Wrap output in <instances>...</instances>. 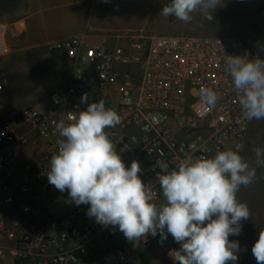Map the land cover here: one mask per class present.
I'll list each match as a JSON object with an SVG mask.
<instances>
[{
  "label": "built area",
  "instance_id": "1",
  "mask_svg": "<svg viewBox=\"0 0 264 264\" xmlns=\"http://www.w3.org/2000/svg\"><path fill=\"white\" fill-rule=\"evenodd\" d=\"M20 34L16 23L0 22V59L11 53L9 38ZM64 51L68 58L67 89L53 97L48 112L34 107L19 109L9 107L1 101L3 85L0 82V176L12 177L17 169V151L12 155L5 150L19 141L15 131L17 123H25L38 131L48 143L43 153L44 164L41 174L50 171L51 157L57 153L55 125L60 120L69 122L86 107L81 96L88 94V101L97 102L103 98L106 108L115 110L121 123L107 129L116 150L126 149L129 167L133 160L140 163L142 181L154 193V201L163 202L157 181L160 168L157 161L165 162L169 170L176 167L185 157L211 158L218 151L234 150L239 155L247 145L252 120L242 114L238 103L239 94L225 70L226 55H247L264 58L255 53L239 37L218 35H152L144 30H124L102 36L93 42L81 35L71 36L54 47ZM204 85L213 88L219 100L208 110L199 103V89ZM78 100L80 102H78ZM135 128L141 136L131 133ZM239 146V147H238ZM11 186L2 184L0 209L13 204L9 194ZM17 191L28 194L31 191L30 176L22 179ZM89 205H76L68 217L53 216L49 208L26 206L32 224L28 231L21 230L17 222L8 225L0 217V234L21 243L33 244L40 241L44 248L48 227L61 231L63 241H71L82 233L89 235L82 244V253H92L100 248L95 238L96 231L104 230L103 241L109 243L123 234L118 226H102L94 221L81 229L77 219L84 215ZM166 231V230H165ZM161 239L148 235L138 243L125 239L119 245L102 247L100 258H93L90 264H146L145 255ZM165 260L162 264H174L170 253L179 250L171 234L167 235ZM46 248V247H45ZM6 250L0 247V256ZM21 261L43 260L46 264H75L79 253L60 248L54 254L42 249L39 255L19 249L8 250Z\"/></svg>",
  "mask_w": 264,
  "mask_h": 264
},
{
  "label": "clouds",
  "instance_id": "2",
  "mask_svg": "<svg viewBox=\"0 0 264 264\" xmlns=\"http://www.w3.org/2000/svg\"><path fill=\"white\" fill-rule=\"evenodd\" d=\"M107 2V0H105ZM223 0H170L159 15L185 23L199 11L209 22ZM264 50V46H262ZM225 70L239 94L238 103L245 119H264V58L226 55ZM219 96L210 87L199 89V103L211 110ZM85 110L75 112L69 121L55 125L58 151L51 157L49 184L68 195L76 205H89L87 215L102 226H118L125 238L138 243L148 235L171 234L180 245L170 253L174 264H228L236 262L240 245L229 236H239L242 221L250 217L248 206L237 200L241 186L255 178V168L239 151H218L208 158L185 157L171 170L157 161V181L163 202L154 201V193L140 175L137 160L126 167L106 131L121 123L119 114L106 108L103 98L89 102L81 96ZM239 147V146H238ZM257 163L264 164V149L256 148ZM166 230V231H165ZM257 264H264V229L252 247Z\"/></svg>",
  "mask_w": 264,
  "mask_h": 264
},
{
  "label": "crops",
  "instance_id": "3",
  "mask_svg": "<svg viewBox=\"0 0 264 264\" xmlns=\"http://www.w3.org/2000/svg\"><path fill=\"white\" fill-rule=\"evenodd\" d=\"M248 9L258 26L264 31V0H248ZM43 0H0V22L16 23L20 34L18 38H9L11 53L0 59V82L3 85L1 101L9 107L25 109L34 107L46 113L51 106L53 97L60 95L67 89L68 58L64 51L56 50L54 47L64 39L81 35L93 42H99L105 34L91 25H81L73 33L61 34L56 29H61L59 18L48 19L42 16ZM115 4L110 1L109 5ZM204 29V28H203ZM188 30H193L188 27ZM206 34H225L228 29H204ZM65 56L66 65H62L59 57ZM78 102H80L78 100ZM92 102V99H89ZM37 106L40 107L37 108ZM87 107V106H86ZM86 107H79L85 110ZM260 119H253L250 125V133L244 152L240 155L250 168H255L256 174L252 183L241 186L237 192V200L245 203L250 211V217L242 221V231L239 236H229L230 241L242 238L245 232L255 233L264 229V164L257 163L256 148H262L251 138L253 127ZM15 131L19 141L6 149L8 155L14 151L19 153L16 159L17 169L15 174L4 179L0 176V195L2 184L8 182L11 186L9 194L13 197L12 205L0 209V217L4 218L8 225L17 222L23 231H28L32 221L23 208L30 206L40 209L47 207L53 216L67 218L76 204L66 200L61 209L57 208L56 201L59 197L68 195V191L60 192L53 185L49 184L47 174H41V165L44 164L43 153L48 143L38 131L25 123H17ZM131 133L141 136V133L131 129ZM124 163L128 158L126 149L118 151ZM260 159H264L261 157ZM256 161V162H254ZM258 164L255 165V164ZM30 176L31 191L22 194L17 187L22 184L24 176ZM94 217H89L87 211L77 219V225L81 229L84 225H91ZM105 231H96L95 238L99 240L100 248L92 253H82L81 247L89 235L81 234L71 241L61 239V231L48 227L45 234L48 236L46 245L43 248L40 241L31 245L21 243L18 239H9L0 234V247L6 250L0 256V264H46L43 260L21 261L11 255L8 250L19 249L29 251L31 255H39L42 249H47L49 254H54L58 249L75 250L79 253V261L75 264H90L93 258H100L102 247H113L125 241L124 234L112 239L109 243L103 241ZM258 238V236H257ZM167 243L159 239L153 248L145 255L146 264H162L165 260Z\"/></svg>",
  "mask_w": 264,
  "mask_h": 264
},
{
  "label": "rangeland",
  "instance_id": "4",
  "mask_svg": "<svg viewBox=\"0 0 264 264\" xmlns=\"http://www.w3.org/2000/svg\"><path fill=\"white\" fill-rule=\"evenodd\" d=\"M110 1L115 4L109 5ZM170 0H43L42 16L48 19L59 18L61 29L58 33H73L81 25H91L101 34H111L124 30H144L152 35H218L241 38L252 51L264 56V31L248 9V0H223L221 7L213 12L211 22L205 20L199 11L192 13V21L185 23L174 17H163L159 13ZM191 27L193 30H188ZM228 29L225 34H206L204 29ZM98 42V41H97ZM62 65H66L65 56L59 57ZM37 108L40 109L39 106ZM252 141L264 149V119L254 125L251 132ZM256 162V161H254ZM255 165L258 166L256 163ZM71 199L69 195L59 197L56 201L58 209ZM239 242V259L228 264H257L252 247L257 234L245 232ZM165 243H167L165 241Z\"/></svg>",
  "mask_w": 264,
  "mask_h": 264
}]
</instances>
